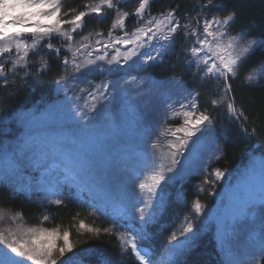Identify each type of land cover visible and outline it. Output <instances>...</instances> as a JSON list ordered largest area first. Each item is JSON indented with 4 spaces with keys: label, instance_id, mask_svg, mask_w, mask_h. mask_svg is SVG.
Masks as SVG:
<instances>
[{
    "label": "snow or ice",
    "instance_id": "obj_1",
    "mask_svg": "<svg viewBox=\"0 0 264 264\" xmlns=\"http://www.w3.org/2000/svg\"><path fill=\"white\" fill-rule=\"evenodd\" d=\"M124 2L126 0H88L84 10L77 11L75 8L63 10V0H0V87L6 88L10 82L15 84L17 79L27 83L50 70L49 61L40 55L47 51L54 53L63 65L64 72L56 83L68 85L71 81L72 99L76 102L74 109L66 112L52 109L43 119L34 113H19L16 121L23 123L26 131L15 145L0 144V177L9 176L25 162H30L42 167L49 175V183L56 188L60 178L65 183L88 186L99 195V199L90 205L89 215L98 211L108 214L107 202L116 198L106 185L110 171L123 162L114 148L127 138L123 122L115 116L108 120L103 109L111 108L117 95L129 88L144 95L140 89L147 85L143 78L136 76L123 80V85L119 79L107 77L98 84L93 83L88 76L117 75L134 66L146 68L163 63L177 41L182 40L180 51L188 68L195 69L193 78L201 86L208 85L215 93L210 99L211 106L223 107L229 118L241 125L245 135L258 137L256 127L249 131V127L244 126L249 123V117L237 102L233 82L239 79L241 66L247 59L257 50L264 51V33L253 36L246 28L234 30L232 25L236 23L238 13L235 9L222 11V0H193L192 8L182 13L179 3H175L156 14L151 12L154 0H138V6L131 12L121 6ZM108 12H112L114 18L106 35L103 31L82 35L86 17L104 18ZM129 19L134 21L131 30L126 23ZM76 36L80 39L76 40ZM53 39L58 40L59 45L54 44ZM62 51L69 54L61 55ZM30 55H36L38 61L30 60ZM34 63H38L35 72L30 67ZM261 80H264V59L252 66L244 77L249 86L259 85ZM170 82L179 84L182 91L180 99L166 102L165 121L169 117L180 118L182 123L178 127L165 126L151 144L153 153L161 151L167 156L169 166L165 168L161 164L158 170L153 168L147 174H140L142 178L138 177L135 184L140 199L133 211L142 223L139 228L117 233L121 252L130 249L137 264H195L188 257L196 247V225L188 217L168 236L166 253L157 255L153 249L139 244L140 240L147 239L145 225L154 222L166 207L161 188L166 179L165 172L177 171L180 165L177 157L190 150V142L193 146L196 144L197 133L203 136L214 128L213 117L207 108L200 110L201 93L185 87L182 80L173 78ZM81 83L86 86L81 87ZM7 115L0 116V125L7 123ZM57 123L59 130L54 127ZM161 137L173 139L162 144ZM260 142L264 143V140ZM215 158L219 159V156ZM261 160L258 182L251 178L254 173L242 177L235 189L225 193L220 208L211 217L220 226L223 264H264V217L256 240L258 254L242 257L237 246L228 240L235 225L245 220L254 221L255 210H264V156ZM226 171L215 168L207 174L215 179H205L202 184L215 185L225 178ZM53 172L56 173L54 179ZM203 190L201 187L200 191ZM51 203L63 205L64 201L55 199ZM205 207L200 199L193 201L195 213H204ZM5 217L20 223L15 229L0 228V264H70L78 256L73 251L75 244L68 230L25 227L19 213L0 209V220ZM113 219L116 223L103 229L80 219L78 230L97 236L102 231L111 233L120 222L116 216ZM50 220V215L44 214L41 224ZM25 236L28 238L24 239ZM68 253L72 255L66 259Z\"/></svg>",
    "mask_w": 264,
    "mask_h": 264
},
{
    "label": "trees",
    "instance_id": "obj_2",
    "mask_svg": "<svg viewBox=\"0 0 264 264\" xmlns=\"http://www.w3.org/2000/svg\"><path fill=\"white\" fill-rule=\"evenodd\" d=\"M87 2L88 0H63V10H67L68 8H75L77 11L84 10V5ZM175 3H179L181 13L190 10L193 6V0H154V3L151 5V12L156 14L158 11H163L169 5L175 6ZM222 3L224 5L222 11L227 12L230 9H235L238 13L236 23L232 25L234 30L246 28L253 36L264 33V0H222ZM121 6L130 12L137 7L132 5L131 2L122 3ZM107 17L103 19H99L94 15L86 17L83 29L84 34L103 31L106 35L111 26L110 18ZM126 23L129 25L133 24L134 21L129 19ZM28 42L31 43V40L29 39ZM52 42L57 45L60 43L56 39H53ZM182 43V40H178L175 49L165 57L163 63L150 66L145 71H150L149 73L155 77L157 83L161 79L175 78L182 80L185 87L201 93L199 97L200 110L203 111L207 108L208 113L213 117L214 128L208 135L211 137L213 144L220 149L219 159H216L215 156L211 160L208 158V173H211L215 168H220L221 170H227L225 172L226 176L243 166L250 155L260 154L264 156V143L260 142V140H264V80H261L259 85L256 86H249L244 82L247 71L252 66L258 65L261 59H264V51L257 50L251 55L241 66L239 79L233 82L234 95L237 98V102L245 109V114L249 117V123L244 126L249 127V131L254 126L258 132V137H250L242 132L239 123L229 118L223 107L215 108L211 106L210 99L214 97L215 93L210 91L208 85L201 86L200 82L193 78L195 69L190 70L185 64L184 55L180 51ZM41 47H43V42ZM68 54L67 51H62L61 53V55ZM40 55H43L49 61L51 65L50 70L28 80L26 87L19 84V79H17L15 84L10 82L6 88L0 87V116L7 113L6 117L11 119L9 124L15 125L18 123L16 117L19 113H25L24 110H29L40 104L42 107H47L44 110L48 113L49 110L57 108L53 103L63 100L58 99L63 98L62 94L58 93V95H54L55 91L59 92L60 90V88H56V81L64 72L63 65L55 57L54 53L44 51ZM34 56L30 55L29 59L32 60ZM37 66L38 63L30 65L33 72L36 71ZM9 79L11 81V77ZM66 91L69 95L72 94V88H67ZM174 93L176 95V91ZM120 111L122 114L126 113L123 108ZM181 120L180 118H176L168 120V123L172 124L174 122V125H180L182 123ZM136 124L139 125L140 121ZM6 126L8 128L3 134L11 132L10 125ZM3 128L4 124L0 125V130ZM144 131L146 132V130ZM141 134H143L142 131ZM146 138L151 143L153 142V136L148 135ZM139 149L143 152L141 147ZM158 160L161 161L160 158ZM147 173L145 171V174ZM172 176L175 193L169 197L167 196L166 207L155 221L145 225V231L148 234L147 239L139 241L140 246L153 249L157 255L162 253L165 247V237L172 233L177 224V219L182 216L191 217L196 214L192 208L193 201L198 198L201 200V203L208 205L209 209L213 208V205H215L213 202L214 198L210 194H215L214 191L219 190L220 187L218 182H216L214 186H209L211 187L210 193L207 192L208 189L204 193H201L195 189V183L203 176L189 177L184 182L178 180L175 173ZM213 177L208 175L206 179L209 181L214 180ZM68 191H63L60 198L55 196V199H62L64 201L63 205L50 203L48 204V208L45 209L34 200H31L26 192L17 193L12 196L10 194V187L5 183H1L0 202H2L1 204L6 209L22 214L27 221L41 222L42 216L48 214L51 220L44 222V226L59 227L61 231L68 230L70 232V239L75 244L73 251L78 253V256L70 261V264H75L78 259L84 264H137V259L130 249L126 253L121 252V246L119 247L114 233H104L102 231L97 236L85 231H79L78 224L80 219H84L87 224L103 229L116 223L113 219L116 216L120 221L117 224V228L128 232L133 227L139 228L142 222L138 218L120 217L110 210H108V214L98 211L95 215H89L91 204H87V201L81 196ZM78 213L79 215H77ZM133 234L135 235V233ZM195 243L196 247L188 257L189 260L195 261V264L223 263V259L219 255L218 240L213 222L206 228L204 235H200V238L195 240Z\"/></svg>",
    "mask_w": 264,
    "mask_h": 264
},
{
    "label": "rangeland",
    "instance_id": "obj_3",
    "mask_svg": "<svg viewBox=\"0 0 264 264\" xmlns=\"http://www.w3.org/2000/svg\"><path fill=\"white\" fill-rule=\"evenodd\" d=\"M137 1L138 0H126V2H131L134 6H138ZM107 16V18H110L111 24L114 14L112 12H108ZM132 25L133 24L128 25L129 30H131ZM65 27L68 26L65 25ZM116 34L118 35L119 33ZM82 35H84V31L82 32ZM75 39L79 40L80 37L76 36ZM32 61H38V57L35 55L32 57ZM149 68L150 66L146 68L134 66L128 68L127 71L120 72L117 75H108L105 73L104 75H91L87 77L88 80H91L93 83L97 84L105 77H107L109 80L119 79L121 85H123V80L128 79L130 76H136L138 79L143 78L147 85L146 87H142L140 89L141 92L145 93L144 95H138L137 91L129 88L123 94L117 95V98L112 101L111 108L103 109V113L108 120H111L113 116H115L117 119L123 122L124 128L127 131V138L121 140L114 148V151L119 154V156L123 159V162L118 168L112 169L108 175L106 186L110 189L113 196L116 197L115 199L107 202L108 210L118 214L120 217H126L130 219H139L138 215L134 214L133 210L138 206V200L140 199L139 190L135 188V184L138 177L142 178L140 176L141 172H149L153 168H157L158 170V166L161 164H163L165 168L169 166V159L167 156L161 151L153 153L151 144L156 141L157 136L160 135L165 126H180L179 124L174 125V122L172 123L173 125L168 123V120H172L171 117L165 121V104L166 102L173 103L174 101L181 98L179 95L182 91L181 86L179 84L171 83L170 81L173 78L161 79V81L157 83L155 81V77L149 73L150 71H145ZM19 84L22 86L25 85V87L27 86V83H21L20 81ZM56 86V88H60V90L59 92L55 91L54 95H58V93L62 94L63 98L58 99L63 100L53 103L55 104V107H57L55 109L62 112H66L69 109H74L76 102L72 99V82L70 81L68 85H58L56 83ZM80 86L85 87L86 85L81 83ZM67 88H72L71 95L67 93ZM175 91L176 95L174 93ZM121 108L125 109L126 113L122 114L120 111ZM44 109H47V107H42L40 104H38L35 107L24 111L25 114L34 113L38 118L43 119L47 115ZM5 119L7 120V123L4 124V128L0 130V144L15 145L19 142L22 134L26 131V128L24 124L19 121L15 125H12L9 124L11 119L7 117H5ZM138 121H140L139 125L141 126L136 124ZM6 125H10L9 128L11 132L3 134V132L8 128ZM54 127L59 130L60 124L57 123L54 125ZM43 130L44 129H42V131ZM144 130H146V132ZM141 131L143 134H141ZM208 134L209 133H206L201 136L200 133H197L199 140H197L196 144L193 146L190 142V150L183 151V154L177 157L180 160V165L177 166V171L175 172L177 179L183 182L186 181V179H189V177L203 176L195 183V189L201 193H204L206 189H208V193L211 192V187L209 186L212 184H202V182L208 177V158L211 160L214 156L217 157L220 154V149H218V146L213 144L212 139ZM148 135L153 136L152 143L146 138ZM161 138L162 144H166L167 140L173 139L172 137ZM193 140H196V137H193ZM139 147L143 149V152L140 151ZM147 153L148 155H146ZM262 156L263 155L260 154L250 155L249 159L243 166L234 170V172L227 174L223 180L217 181L220 186L219 190H215V194L213 195L210 194L215 199H213V202L215 203L213 208L209 209L208 205H206L204 213H196L195 215L188 217L196 225L195 230L197 234L195 240L197 238L199 239L200 235H204L206 228H208L210 223L213 222L211 217L221 206V199L224 197L225 193L230 192L237 187L242 177L254 173L251 178L258 182L259 170L262 164ZM158 158H160L161 161L158 160ZM179 171L181 172L178 173ZM51 175L53 179L56 177L55 172H53ZM172 175L173 173L165 172L166 179L161 183V188L163 189L162 195L164 196L166 203L167 196L169 197L175 193V185L172 183L174 180ZM1 183H5L8 187H10V194L12 196L17 193L20 194L26 192L31 200H34L45 209L48 208V204H50L51 201L55 200V196L60 198L62 192L67 190H69L68 192L81 191L82 193L88 194L91 196V204L95 203L96 200L99 199V195L94 190H91L88 186H77L72 183H65L62 178H60L59 187H54L53 184L49 183V175L45 173L44 169L42 167L33 166L30 162H25L23 166H21L16 172L10 174L9 176L0 177V185ZM201 187H203V191H200ZM178 190L182 191L181 189ZM54 192H58V194L54 195ZM1 203L2 202H0V209L7 210L11 214L19 213L10 209H6ZM255 211V220H245L235 225V231L228 238V240L237 246V250L242 257L245 255L251 256L254 253L258 254L259 251L256 240L259 237L260 222L261 218L264 217V210L256 209ZM20 216L22 217L25 227H44L48 229L53 228L46 227L44 224H41V222L36 223L33 220L27 221L22 216V214H20ZM185 217L187 216H182L181 218L177 219V224L173 231H176L185 222ZM18 223H20V221L14 222L5 217L3 220H0V228L6 229L11 227L12 229H15ZM213 223L215 225V234L218 240L219 255H221L223 259V250L221 248L222 241L219 231L220 226L215 222ZM201 225H203V227H201ZM116 228L112 233L116 235L120 247L121 244L117 233H124V231L122 229ZM23 238L27 239L28 237L25 236ZM167 238L168 235L165 237V247L162 253L167 252ZM71 255V253H68L66 254L65 258L67 259ZM75 264L84 263L78 259Z\"/></svg>",
    "mask_w": 264,
    "mask_h": 264
},
{
    "label": "bare ground",
    "instance_id": "obj_4",
    "mask_svg": "<svg viewBox=\"0 0 264 264\" xmlns=\"http://www.w3.org/2000/svg\"><path fill=\"white\" fill-rule=\"evenodd\" d=\"M82 198H84L87 201V204H91L90 197L88 194L83 193Z\"/></svg>",
    "mask_w": 264,
    "mask_h": 264
},
{
    "label": "water",
    "instance_id": "obj_5",
    "mask_svg": "<svg viewBox=\"0 0 264 264\" xmlns=\"http://www.w3.org/2000/svg\"><path fill=\"white\" fill-rule=\"evenodd\" d=\"M105 18V17H104ZM100 19H103V18H100Z\"/></svg>",
    "mask_w": 264,
    "mask_h": 264
}]
</instances>
